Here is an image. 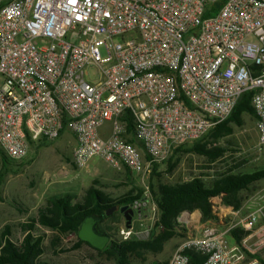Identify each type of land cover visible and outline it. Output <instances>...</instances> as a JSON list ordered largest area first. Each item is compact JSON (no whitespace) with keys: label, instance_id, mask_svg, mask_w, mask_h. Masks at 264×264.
<instances>
[{"label":"built area","instance_id":"2783aa9c","mask_svg":"<svg viewBox=\"0 0 264 264\" xmlns=\"http://www.w3.org/2000/svg\"><path fill=\"white\" fill-rule=\"evenodd\" d=\"M247 93L264 154V0H0V157L21 161L68 131L79 168L99 158L141 174L227 121ZM146 234L132 223L119 239ZM190 253L203 264L246 255L214 226L169 264H192Z\"/></svg>","mask_w":264,"mask_h":264},{"label":"rangeland","instance_id":"374dc122","mask_svg":"<svg viewBox=\"0 0 264 264\" xmlns=\"http://www.w3.org/2000/svg\"><path fill=\"white\" fill-rule=\"evenodd\" d=\"M87 76L95 80L100 73L89 69ZM257 123L256 114L242 113L240 122L229 124L231 131H212L199 142L176 152L169 162L155 165L141 174H133L126 169L116 170L99 158H94L87 167L79 168L74 160L77 143L73 136H61L51 142L31 145L25 159L9 160L7 165L0 162V241L7 233L14 242L21 243L27 235L26 226L37 220L52 200L70 196L73 204H83L88 190L94 188L112 200L140 195L137 201L141 206L135 211L132 223L136 229L147 230V234L144 239L134 240L149 242L150 246L138 251L131 264H169L185 240L200 234L208 226L227 232V238L235 242L233 244L239 243L234 241L231 230L246 232L248 235L240 243L245 250V258L252 257V254L261 256L262 253L261 260L253 259L250 264H264V214L260 213L252 231L242 230L239 222L251 214L234 218L226 210L233 206L227 205L223 197L211 200L214 218H204L200 210L184 212L178 218L175 236L163 248L158 241L163 230L158 226L161 213L157 200L163 187L189 183L194 179H201L207 186H212L227 174L264 170V154L258 147L260 134ZM197 144L202 151L194 150ZM258 192L262 195V180L240 193L242 204L247 200L254 202ZM262 208L264 203L258 210ZM136 215H141L143 221H137ZM126 224L124 214L117 209L115 214L99 224L98 229L117 241L120 240L119 230ZM33 234L43 239L45 253L42 260L49 264H116V259L110 254L81 243L74 232L62 233L36 224Z\"/></svg>","mask_w":264,"mask_h":264},{"label":"trees","instance_id":"16d2710c","mask_svg":"<svg viewBox=\"0 0 264 264\" xmlns=\"http://www.w3.org/2000/svg\"><path fill=\"white\" fill-rule=\"evenodd\" d=\"M252 98L253 94L247 93L236 106L232 116L213 131L229 132L231 131L228 129L229 124L240 122L242 113L256 114L252 106ZM184 147L178 148L176 152ZM195 147L194 150L202 151L198 148V144ZM0 162L3 165H7L9 159L1 155ZM155 165L158 166L157 164ZM262 179H264V170L254 173L227 174L218 179L212 186H207L201 179H194L189 183L163 187L160 192V198L157 200L161 213L158 226H161L163 230L158 238L160 247L163 248L164 244L175 236L177 221L181 214L200 210L204 218H214L211 200L216 197H223L227 205L238 209L242 204L241 198H239L240 193L243 190H248L251 185ZM139 199L140 195L112 200L94 188L88 190L85 203L83 204H73L70 196L54 199L47 209L40 212L37 220L26 226L27 235L21 243L14 242L7 233L3 234L0 241V264H49L42 260V256L45 253L43 239L33 234L36 224L62 233L74 232L78 235L79 229L86 218L90 216L96 218L104 217L100 222L102 223L108 218L105 214L113 206H130ZM101 233L109 236L103 232ZM247 235L243 231L231 230V236L239 244ZM109 237L110 242L107 247L99 251L114 257L116 264H131V259L136 256L138 251L150 246L149 242L146 241L134 239L114 241L111 236ZM79 240L81 243H86L80 238ZM189 255L192 264H203L201 256L194 253Z\"/></svg>","mask_w":264,"mask_h":264},{"label":"water","instance_id":"95a60500","mask_svg":"<svg viewBox=\"0 0 264 264\" xmlns=\"http://www.w3.org/2000/svg\"><path fill=\"white\" fill-rule=\"evenodd\" d=\"M118 207L113 206L111 209L107 211L105 214L107 217L111 216L113 213L117 211ZM121 213L124 214L126 219V226L128 228L131 227L132 219L135 214L134 210L130 208L129 206H123L120 209ZM104 217H93L90 216L85 219V221L82 223L78 236L83 241L94 247L98 250H104L108 243L110 242V237L106 236L100 232L97 231L96 227L97 225L103 220Z\"/></svg>","mask_w":264,"mask_h":264},{"label":"crops","instance_id":"0c3cea01","mask_svg":"<svg viewBox=\"0 0 264 264\" xmlns=\"http://www.w3.org/2000/svg\"><path fill=\"white\" fill-rule=\"evenodd\" d=\"M61 136H73V134H71L70 132L66 131ZM66 140L68 141L69 139L66 138ZM257 194H258V197H257V199H255L254 202H252L250 200H247V202L244 203V204H241V206L238 209H235L233 207H227L226 210L229 213H232L234 215V218H237L239 215H244L245 213H246V216L255 213L258 210V207L261 205V203H264V179H262V195H260L261 194L260 192L256 193V195ZM221 210H223V209L221 208ZM234 241H236V240L234 239ZM233 243H235V242H233ZM233 243L231 241V244H233ZM260 255L261 256H256V255L252 254L250 256H253V257H246L243 260V262H241V264H250V261L253 260V259L254 260H259L260 258L262 259V253Z\"/></svg>","mask_w":264,"mask_h":264},{"label":"flooded vegetation","instance_id":"af4514ba","mask_svg":"<svg viewBox=\"0 0 264 264\" xmlns=\"http://www.w3.org/2000/svg\"><path fill=\"white\" fill-rule=\"evenodd\" d=\"M121 208H118V210H120ZM97 231L100 232V230L98 229V225L96 227ZM101 233V232H100Z\"/></svg>","mask_w":264,"mask_h":264}]
</instances>
